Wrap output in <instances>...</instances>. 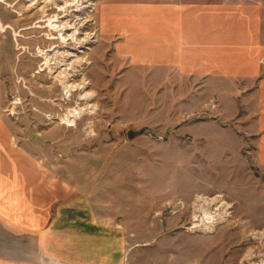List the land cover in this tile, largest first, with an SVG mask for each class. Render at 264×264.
<instances>
[{"label":"rangeland","instance_id":"rangeland-1","mask_svg":"<svg viewBox=\"0 0 264 264\" xmlns=\"http://www.w3.org/2000/svg\"><path fill=\"white\" fill-rule=\"evenodd\" d=\"M105 2L0 0V132L15 150L1 162L96 187L97 207L133 233L128 264H264V172L247 141L230 121L198 122L218 105H176L162 70L121 58ZM193 109L191 123L168 121Z\"/></svg>","mask_w":264,"mask_h":264},{"label":"crops","instance_id":"crops-1","mask_svg":"<svg viewBox=\"0 0 264 264\" xmlns=\"http://www.w3.org/2000/svg\"><path fill=\"white\" fill-rule=\"evenodd\" d=\"M103 7L101 30L119 35L120 57L162 70L164 86L180 92L176 105H218L215 118L198 122L230 121L237 145L247 141L264 172V0H107ZM176 112L168 121L197 117L196 109ZM13 149L0 132V153L8 159ZM11 159L0 160V264H128L133 233L122 214L97 207L96 187L65 190L38 176V166Z\"/></svg>","mask_w":264,"mask_h":264},{"label":"bare ground","instance_id":"bare-ground-1","mask_svg":"<svg viewBox=\"0 0 264 264\" xmlns=\"http://www.w3.org/2000/svg\"><path fill=\"white\" fill-rule=\"evenodd\" d=\"M80 114H81L80 111H78L77 113H76V112H73L72 114L68 115V118L71 117V118L73 119V116H75V118H76V117H78ZM68 120H69V119H68Z\"/></svg>","mask_w":264,"mask_h":264},{"label":"built area","instance_id":"built-area-1","mask_svg":"<svg viewBox=\"0 0 264 264\" xmlns=\"http://www.w3.org/2000/svg\"><path fill=\"white\" fill-rule=\"evenodd\" d=\"M263 64H264V59H263Z\"/></svg>","mask_w":264,"mask_h":264}]
</instances>
